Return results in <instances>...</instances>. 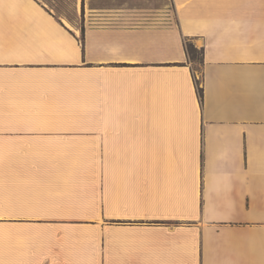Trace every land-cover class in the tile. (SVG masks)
I'll list each match as a JSON object with an SVG mask.
<instances>
[{
	"label": "crops",
	"instance_id": "1",
	"mask_svg": "<svg viewBox=\"0 0 264 264\" xmlns=\"http://www.w3.org/2000/svg\"><path fill=\"white\" fill-rule=\"evenodd\" d=\"M44 1L0 0V264H264V0Z\"/></svg>",
	"mask_w": 264,
	"mask_h": 264
},
{
	"label": "rangeland",
	"instance_id": "2",
	"mask_svg": "<svg viewBox=\"0 0 264 264\" xmlns=\"http://www.w3.org/2000/svg\"><path fill=\"white\" fill-rule=\"evenodd\" d=\"M51 12L68 22L70 26L88 27L105 25L117 21L113 14H121L118 20L131 25H152L167 22L171 18V7L167 0H45ZM196 79L200 68L192 66ZM200 81V80H199ZM200 83V82H199Z\"/></svg>",
	"mask_w": 264,
	"mask_h": 264
},
{
	"label": "trees",
	"instance_id": "3",
	"mask_svg": "<svg viewBox=\"0 0 264 264\" xmlns=\"http://www.w3.org/2000/svg\"><path fill=\"white\" fill-rule=\"evenodd\" d=\"M80 33H81V38H82L81 42L83 43V37H84V28L83 27H81ZM185 51H186L187 57H188L189 61L191 62L192 66H194V68L199 67L201 69V67L203 65V50L196 48L191 42L187 41L185 43ZM199 82H200L199 80H195L198 97L200 100H202L203 90L200 87Z\"/></svg>",
	"mask_w": 264,
	"mask_h": 264
},
{
	"label": "bare ground",
	"instance_id": "4",
	"mask_svg": "<svg viewBox=\"0 0 264 264\" xmlns=\"http://www.w3.org/2000/svg\"><path fill=\"white\" fill-rule=\"evenodd\" d=\"M76 6L79 8V2H78V0H77V4H76ZM67 23V22H66ZM68 24V23H67Z\"/></svg>",
	"mask_w": 264,
	"mask_h": 264
}]
</instances>
